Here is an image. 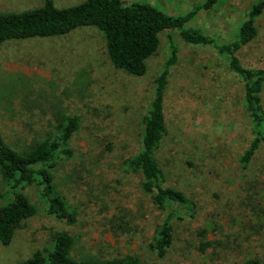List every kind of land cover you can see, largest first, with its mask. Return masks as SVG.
<instances>
[{
  "label": "rangeland",
  "instance_id": "obj_1",
  "mask_svg": "<svg viewBox=\"0 0 264 264\" xmlns=\"http://www.w3.org/2000/svg\"><path fill=\"white\" fill-rule=\"evenodd\" d=\"M83 0H54L57 8ZM151 5L178 17L204 0H121ZM257 0H218L198 10L185 26L215 40L236 39L240 23ZM43 0H0V14L42 7ZM258 33L239 50L240 60L264 69V12ZM147 71L133 77L110 63L102 34L81 27L67 35L0 44V136L14 151L27 152L52 130V107L78 118L70 140L73 156L52 169L55 190L75 214L68 225L46 212L38 182L6 185L0 175V206L23 193L37 213L0 242V264H20L43 249L49 235L74 238L71 256L113 259L131 255L139 264H244L264 254V149L243 170L240 157L251 128L242 82L212 46L178 45L164 97L166 132L155 151L164 184L182 192L191 216L173 223L171 244L162 257L150 248L164 212L141 189L139 174L126 162L141 149L154 80L168 58V33L159 35ZM264 109V89L261 93ZM42 191V190H41ZM204 244H206L204 246ZM204 246V247H203Z\"/></svg>",
  "mask_w": 264,
  "mask_h": 264
},
{
  "label": "trees",
  "instance_id": "obj_2",
  "mask_svg": "<svg viewBox=\"0 0 264 264\" xmlns=\"http://www.w3.org/2000/svg\"><path fill=\"white\" fill-rule=\"evenodd\" d=\"M217 2L204 0L200 7L178 17L168 16L148 4H125L121 0H83L68 8H57L54 0H43L39 8L0 14V44L64 36L77 28L94 27L103 36L105 52L113 67L133 77L145 75L146 61L158 51L159 35L168 33L169 55L154 80L152 100L141 118V149L126 162L129 172L140 175L141 189L151 195L154 207L164 212L165 216L150 244L158 257L164 256L171 244L173 223L184 216H191L192 210L190 201L182 192L165 186L161 169L154 157L166 132L164 97L170 70L178 59L175 39L185 45L212 46L228 69L242 82V101L251 128V139L240 157L243 170L264 149V109L261 99L264 69L243 64L239 56L241 47L251 43L257 36V19L264 12V0L252 3L233 41L222 42L194 27L185 28L198 10H209ZM51 110V132L29 151H14L0 136V175L6 185L12 184L13 188L21 184L32 186L38 182L42 190L40 198L45 202L48 215L71 225L75 223V214L55 190L51 171L60 157L70 159L73 156L70 140L78 127V118L66 115L60 103L55 104ZM36 213V207L23 193H14L9 203L0 206V242L9 245L16 230ZM74 242V238L67 232L51 233L50 249L37 251L20 264H139L138 259L131 255L113 259L88 256L77 260L71 256ZM244 264H264V254L261 259L249 258Z\"/></svg>",
  "mask_w": 264,
  "mask_h": 264
}]
</instances>
